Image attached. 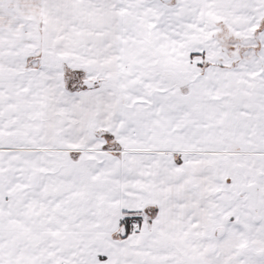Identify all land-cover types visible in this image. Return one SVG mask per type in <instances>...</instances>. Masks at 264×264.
Wrapping results in <instances>:
<instances>
[{
    "label": "snow or ice",
    "instance_id": "obj_1",
    "mask_svg": "<svg viewBox=\"0 0 264 264\" xmlns=\"http://www.w3.org/2000/svg\"><path fill=\"white\" fill-rule=\"evenodd\" d=\"M0 264H264V0H0Z\"/></svg>",
    "mask_w": 264,
    "mask_h": 264
}]
</instances>
